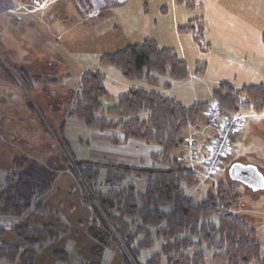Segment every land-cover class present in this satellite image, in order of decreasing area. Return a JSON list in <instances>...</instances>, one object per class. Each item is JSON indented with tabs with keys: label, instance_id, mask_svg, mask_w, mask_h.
<instances>
[{
	"label": "rangeland",
	"instance_id": "374dc122",
	"mask_svg": "<svg viewBox=\"0 0 264 264\" xmlns=\"http://www.w3.org/2000/svg\"><path fill=\"white\" fill-rule=\"evenodd\" d=\"M80 1L84 0H0V189L15 170L14 159H25L26 170L51 183L49 190L36 194L35 202L22 215L0 213V245L18 247L21 253L33 249L34 264H125L124 256L133 264H175L164 252V246L173 244L174 238L158 235L165 222L143 224L139 216L126 218L135 238L125 246L116 237L115 229L111 228L108 232L112 234L108 235L96 216L95 206H99L93 192L119 191L132 185L141 202L146 178L131 174L119 185H107L110 167L105 164L170 168L174 160L188 167L187 161L191 160L200 168L192 183L181 182L184 197L197 206L208 195H215L219 184L234 187L239 201L231 211L256 233L261 244L259 259L250 264H264V190L254 191L229 176V168L236 162L256 165L264 175V109L256 111L251 107L239 111L242 123L234 132L220 168L210 176H206L201 165L200 148L198 157H192L189 149L181 146L164 161V156H152L159 153V146L133 139L124 141L119 125L104 130L91 128L72 114L82 76L97 71L105 75L103 108L115 105L118 96L132 87L157 91L186 107L204 105L187 130L198 134L211 127L207 111L214 102L213 92L222 83L234 82V78L229 79L233 70L241 75L242 61L219 57L220 60L210 44L204 48L191 34L180 33L178 27L203 13L186 12L174 0H104L105 6L96 13ZM146 39L174 50L186 62L189 77L172 80L166 74L153 73L156 81L130 79L102 60L104 55ZM215 51L217 55L220 52ZM198 63L206 66L203 76L195 74ZM255 82L252 85L259 84L258 79ZM232 84L239 91L240 101L246 103L240 89L251 85H245L239 76ZM96 117L118 121L102 111ZM146 117L147 113L140 114L141 119ZM78 161L92 162L91 166L98 170L92 188L75 168ZM39 167L53 171L54 175L40 171ZM162 209L168 211L170 206ZM58 224L65 231L41 245L28 246L14 233L16 228ZM89 228L107 238L100 253L93 251L100 242L89 233ZM177 236L189 237L186 232ZM192 238L197 244L198 238ZM142 242L149 244L141 246ZM181 251L192 262L222 264L214 256L218 251L204 243ZM55 253H65V258ZM153 257L156 263L150 262ZM0 264L18 261L8 263L0 259Z\"/></svg>",
	"mask_w": 264,
	"mask_h": 264
},
{
	"label": "trees",
	"instance_id": "16d2710c",
	"mask_svg": "<svg viewBox=\"0 0 264 264\" xmlns=\"http://www.w3.org/2000/svg\"><path fill=\"white\" fill-rule=\"evenodd\" d=\"M176 2L188 9H194L196 6L192 0H176ZM178 31L191 34L195 42L206 48V27L202 18L189 20L185 26L179 27ZM102 60L130 79L155 81L153 73L166 74L172 80H182L190 75L186 62L174 50L162 48L150 39L127 46L119 52L104 55ZM205 72V64L198 63L195 74L203 76ZM104 85L105 75L100 72H86L82 76L81 90L72 112L74 117L83 121L88 127L102 130L119 125L124 141L133 139L155 144L160 147V151L154 157L164 156V161L169 158L173 150L181 146L187 149V137L195 138L196 152L199 154L198 135L187 133V130L204 105L186 107L158 92L132 87L118 96L115 105L103 108L101 97L106 94ZM240 90L246 97L244 104L240 101L239 91L229 83H222L213 92L214 102L208 107L207 123L211 126L218 125L219 120L221 123L212 146L220 135L223 124L232 116L236 114L239 116L241 109L252 107L256 111H261L264 108V86L243 87ZM215 104L220 106V111L211 121L209 110ZM99 111L118 118V121L98 119L96 113ZM142 113H147V117L141 119ZM236 129L230 135V143ZM174 161V165L170 168L156 166L149 168L123 163L105 164L110 167L106 179L107 185H119L127 175L131 174L146 178V189L141 195V202L136 198L132 185L119 191L112 189L106 193L92 191L100 208L99 211L95 206L96 216L107 232L111 231V228L115 229L116 237L125 246H129L133 243L135 234L131 233L126 218L139 216L143 224L159 225L165 222V228L158 230V235L166 239L174 238L173 244L164 246V252L170 255L168 259L171 263L199 264V261H190L181 250L203 243L218 251L214 256L222 264H250L259 259L261 244L256 233L231 211L239 201L235 188L227 184H219L215 195H208L205 201L195 206L191 200L184 197L181 189L183 180L188 183L195 180V171L190 165L182 166L178 160ZM26 162L25 159H14L15 170L0 189L1 214L22 215L35 202L37 193L50 188L49 181L25 169ZM92 164L89 161H78L75 167L79 169L81 177L85 179L89 188H92V183L98 175V170L94 169ZM39 168L42 172L54 175L53 171ZM113 168H120L121 171H115ZM85 199L91 202L88 197ZM163 206H170V209L164 211ZM63 231L65 227L60 224L33 229L28 227L14 229V233L28 246L41 245L49 239L58 238ZM180 232H186L189 237H178L177 234ZM89 233L98 238L100 245L93 251L100 253L102 245L107 243V238L99 236L92 228H89ZM0 234H3L2 229ZM111 234L108 232V235ZM192 236L198 238L197 244ZM148 244L142 242L141 246ZM35 254L36 252L31 248L21 253L18 247L0 245V259L8 263L18 261V264H34ZM55 255L65 258V253H55ZM154 258L150 262L156 263L157 259ZM124 262L133 264L126 256Z\"/></svg>",
	"mask_w": 264,
	"mask_h": 264
},
{
	"label": "crops",
	"instance_id": "0c3cea01",
	"mask_svg": "<svg viewBox=\"0 0 264 264\" xmlns=\"http://www.w3.org/2000/svg\"><path fill=\"white\" fill-rule=\"evenodd\" d=\"M192 1L196 4L194 9H188L184 5L178 4L176 0H174V4L184 7L186 12L199 10L203 13L199 18L203 19L206 27L205 43L206 45H211V50L214 51V55L218 59L221 58L231 62L242 61L243 70L241 75H238L237 72L236 74L241 80L246 82L245 85H251L242 86V88L264 86V0ZM80 2L82 5L84 3L83 6H89L90 11L93 13L105 6L104 0H84ZM98 3L100 8L97 7ZM215 50L220 51L219 56ZM231 73L233 75L229 79L234 78L232 83H235L238 76L234 74L235 70ZM257 79L259 84L256 85L258 86L252 85ZM220 123L221 120H219L218 125L206 128V130H202L197 134L198 140H200L201 165H204L208 151L216 138ZM154 155L152 154V156ZM187 162L194 171L200 168L191 160Z\"/></svg>",
	"mask_w": 264,
	"mask_h": 264
},
{
	"label": "built area",
	"instance_id": "2783aa9c",
	"mask_svg": "<svg viewBox=\"0 0 264 264\" xmlns=\"http://www.w3.org/2000/svg\"><path fill=\"white\" fill-rule=\"evenodd\" d=\"M220 111V106L215 104L213 108L209 110V119L212 121ZM241 124L240 117L236 114L228 119L221 128L220 135L214 142V145L209 151L208 158L206 160V172L207 174L215 172L221 165L222 158L227 152L230 143L231 133ZM187 149L195 157L196 152V140L194 137H187Z\"/></svg>",
	"mask_w": 264,
	"mask_h": 264
},
{
	"label": "water",
	"instance_id": "95a60500",
	"mask_svg": "<svg viewBox=\"0 0 264 264\" xmlns=\"http://www.w3.org/2000/svg\"><path fill=\"white\" fill-rule=\"evenodd\" d=\"M229 176L254 191L264 190V175L256 165L233 163L229 168Z\"/></svg>",
	"mask_w": 264,
	"mask_h": 264
}]
</instances>
